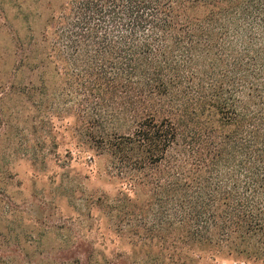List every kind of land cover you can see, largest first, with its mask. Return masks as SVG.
I'll use <instances>...</instances> for the list:
<instances>
[{"label": "trees", "instance_id": "obj_1", "mask_svg": "<svg viewBox=\"0 0 264 264\" xmlns=\"http://www.w3.org/2000/svg\"><path fill=\"white\" fill-rule=\"evenodd\" d=\"M63 10L61 93L152 211L151 232L166 225L167 238L211 259L264 263V0H70ZM118 119L129 133L106 128Z\"/></svg>", "mask_w": 264, "mask_h": 264}, {"label": "rangeland", "instance_id": "obj_2", "mask_svg": "<svg viewBox=\"0 0 264 264\" xmlns=\"http://www.w3.org/2000/svg\"><path fill=\"white\" fill-rule=\"evenodd\" d=\"M69 1L0 0V264H264L211 259V249L167 238L166 225L151 232L152 211L61 93L53 33ZM106 126L131 130L124 119Z\"/></svg>", "mask_w": 264, "mask_h": 264}]
</instances>
